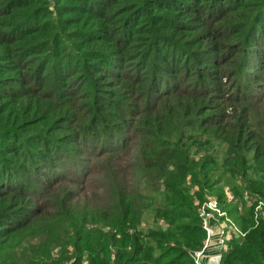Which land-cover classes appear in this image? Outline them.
<instances>
[{
  "label": "trees",
  "instance_id": "trees-1",
  "mask_svg": "<svg viewBox=\"0 0 264 264\" xmlns=\"http://www.w3.org/2000/svg\"><path fill=\"white\" fill-rule=\"evenodd\" d=\"M140 126L162 138L121 165L132 140L123 131ZM191 126L206 146L228 144L233 172L264 178V0H0V264H194L205 231L193 199L203 195L181 190L212 159H191ZM95 176L107 204L74 215L66 184L85 198L101 191ZM156 184L166 229L143 235ZM262 212L256 223L248 208L221 264H264Z\"/></svg>",
  "mask_w": 264,
  "mask_h": 264
},
{
  "label": "rangeland",
  "instance_id": "rangeland-1",
  "mask_svg": "<svg viewBox=\"0 0 264 264\" xmlns=\"http://www.w3.org/2000/svg\"><path fill=\"white\" fill-rule=\"evenodd\" d=\"M49 9H53L52 6H49ZM46 16L45 13H43L40 16V19H43ZM52 17H58V15ZM64 18L65 16H61ZM47 19V16H46ZM13 75V74H10ZM44 97H46V94H43ZM165 99L167 98L168 103L164 104V108L169 109L170 111H176L179 110L178 105L175 101L170 100L169 95L163 96ZM70 104L71 108L76 107L77 103H81V100L79 98H70ZM51 99L43 98L42 102L47 103ZM235 105L233 102H226L224 105L228 107V110H230V105ZM46 104L42 105V111L40 114L51 115V111L46 109ZM224 108V107H223ZM46 109V110H45ZM136 112H139L136 110L134 112V116L137 114ZM161 114H165L166 111L160 112ZM86 114V112L83 114ZM76 115H73L72 119L70 120L71 123L75 121ZM131 118L133 116H130ZM59 118V116L57 117ZM60 119V118H59ZM229 121H231L229 119ZM63 122V121H62ZM86 124L83 123L82 125ZM117 125L119 126V129L127 127V124L124 122H118ZM92 125L86 124L85 129L87 131V134L90 132V128ZM175 127H178V124L175 125ZM248 128V127H246ZM202 128H198L196 130L195 126H191L190 132H185V134L182 136V141L185 143V145L191 147L190 148V157L191 159L195 160V163L199 161L204 156L211 157L212 162L205 165L202 169L197 166L195 170L188 175L186 178L185 183L182 187H184L183 190H181L182 193L186 194L188 191H191L193 194L200 192L201 195H203V201L199 203L197 201L198 199H193L194 205L197 206V212L200 216V213L203 211L202 204L206 201L216 199L218 202V205L220 208L225 212L226 216L233 222L235 225L240 229V223L246 218V213L249 207H253V209L258 205V201L264 202V178H261L260 175L255 173V171L251 168L248 169L246 175L237 174L236 172H233L231 162L226 163L225 156H226V149L228 145L225 142L223 144H220V140H217L213 143L212 147L204 145L205 136L202 134ZM249 130V138L247 139V145H253L255 144V141L257 138H255L256 134H254V130L248 128ZM152 130H149L146 126H140L137 127V131L135 129L130 130L129 132H125V134L128 136V139L132 138L130 145L131 147L128 148L127 151H125L122 154L117 155L118 156V162L121 165H127L130 161L129 157L136 154L135 148L139 145H148L152 143L153 140H156L158 142L162 136L156 135H147V133H151ZM213 131H216L217 135H220L222 131H226V127L220 126L219 128H213ZM224 134H226L224 132ZM228 134V133H227ZM136 135H139L138 142L135 143V137ZM141 137V138H140ZM255 138V139H253ZM142 139V140H141ZM149 139V140H147ZM263 140H259V142H262ZM220 145V146H219ZM209 147V148H208ZM116 156V157H117ZM139 156L138 154L136 155ZM247 157H250V153L246 154ZM106 157V156H105ZM94 161V160H93ZM102 156V159L99 160V163L96 167L91 166V171L95 173H100L105 165ZM194 166V165H193ZM232 167V168H231ZM123 177V176H122ZM101 176H95L90 177V183L92 182V185H97V187L102 186L103 183L106 182V180H101ZM96 179V180H95ZM252 182L255 184L252 185ZM261 183V184H259ZM70 185L72 187V197L75 196L74 200H72L73 205V213L76 215L77 213L83 211L90 214H94L93 212H96L98 209H96V206L99 204H107L106 201V194L103 189V186L101 188V191L99 193L95 194H88L84 195L83 197H76L78 193L81 192L82 187L78 183H72V184H66ZM157 185V184H156ZM57 186V185H56ZM105 187L107 185H104ZM159 189V193L157 194V190L154 192H151V190H148L149 192V198H151L152 202V208H146L144 211L141 223L137 226V230L141 231L143 235H146L148 231L150 230H158L161 228L166 229L165 222L162 221V219H156L155 218V207L160 206L161 204L165 203V198L161 196L163 194L162 189L163 186L160 184L157 185ZM161 189V190H160ZM156 197V198H155ZM155 198V199H154ZM200 211V213H199ZM204 212H209V216H207L209 225L216 231L220 228V225H223L227 223L225 220H223V217H218L214 212H211L210 210H204ZM212 213L213 216L212 217ZM225 216V215H224ZM244 216V218H243ZM97 218H100L102 221L103 216L101 214V211L98 212ZM201 218V216H200ZM182 221H188V220H180L178 221L179 224L183 223ZM201 225H202V218H201ZM168 226V225H167ZM171 228V227H170ZM241 230V229H240ZM242 231V230H241ZM149 238H144V241H149ZM228 242V241H227ZM227 242H225V247L223 245L220 247L222 249H225L227 247ZM224 251V250H223ZM222 251V254H223ZM155 250H153V253ZM221 252V250H220ZM157 253V252H156ZM215 246H211L207 252L208 255L217 254ZM192 257V256H191ZM193 260V259H192ZM222 260V259H221ZM194 262V261H193ZM221 264V262H220Z\"/></svg>",
  "mask_w": 264,
  "mask_h": 264
},
{
  "label": "built area",
  "instance_id": "built-area-1",
  "mask_svg": "<svg viewBox=\"0 0 264 264\" xmlns=\"http://www.w3.org/2000/svg\"><path fill=\"white\" fill-rule=\"evenodd\" d=\"M257 206L254 208V219L257 223L259 214L263 211L264 202L258 201ZM203 211L200 213L202 218V228L205 231V237L202 241V245L199 249L191 252L194 264H220L222 258V249L225 247V242L232 240L234 238L243 237L245 232L241 231L235 223H233L225 214V212L220 208L216 199L206 201L202 204ZM204 210H210L214 212L218 217H223L227 223L220 225L218 230H214L208 223L207 216L209 212H204ZM262 214H264L262 212ZM225 215V216H224ZM212 217L213 213H212ZM224 244V245H223ZM215 246L217 254L208 255L207 252L211 246ZM223 245L222 248H220ZM221 250V252H220Z\"/></svg>",
  "mask_w": 264,
  "mask_h": 264
}]
</instances>
